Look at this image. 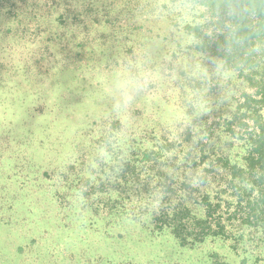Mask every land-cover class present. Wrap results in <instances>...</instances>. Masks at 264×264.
<instances>
[{
  "label": "trees",
  "instance_id": "obj_1",
  "mask_svg": "<svg viewBox=\"0 0 264 264\" xmlns=\"http://www.w3.org/2000/svg\"><path fill=\"white\" fill-rule=\"evenodd\" d=\"M60 1L0 0V21L27 20L32 34H62L67 42H60L59 49L71 53L75 38L82 35L89 42V36L93 40L101 32L97 39H102L104 27L114 25L109 19L102 23L100 14L145 16L137 9L98 10ZM157 1L169 15L154 5L144 9L151 7L150 17L165 18L160 25L170 26L166 34L176 37L171 54L176 65L165 74V67L156 70L154 64L151 74L172 88L170 97L161 98V92L155 97L172 117L163 124L130 118L112 120L107 128L98 125L103 132L95 159L89 165L74 161L58 174L45 172L48 187L41 198L28 200V208L87 219L75 228L101 232L106 240L112 227L132 225L150 241L165 237L185 249L208 247V264H264V0ZM82 9H94L95 23L86 22V11L78 15ZM86 51L79 52L86 56ZM108 64L105 55L99 57L85 76L103 85L114 83L121 72ZM2 75L1 70L2 110L10 112L9 105L22 118L12 125L15 118L1 117L0 148L14 149L18 140L27 148L33 143L25 100L31 79ZM160 82L156 87L163 90ZM7 151L0 150V214L13 215L22 204L13 197L19 193L15 179L5 171L11 164Z\"/></svg>",
  "mask_w": 264,
  "mask_h": 264
},
{
  "label": "rangeland",
  "instance_id": "obj_2",
  "mask_svg": "<svg viewBox=\"0 0 264 264\" xmlns=\"http://www.w3.org/2000/svg\"><path fill=\"white\" fill-rule=\"evenodd\" d=\"M153 1L61 0L60 5L85 3L93 8L99 7L98 10L101 7L118 12L137 9L145 14L135 18L112 16L110 13L103 18L100 14L102 23L109 19L115 22L114 25L104 27L102 39H97L101 32L93 34V40L89 36V42L83 40L82 35L79 39L75 38L72 43L76 48L71 53L59 49L60 42H67L62 34H32L33 25L27 20L0 21L2 76L13 79L18 74L34 81H29L25 88L28 96L25 100L31 109L26 115L29 121L32 120L27 135L29 142L32 140L33 143L23 148L21 140H18L14 149L0 148L8 150L6 157L11 164L5 167V171L15 179L12 180L18 185L19 193L13 197L22 204V208L13 215L0 214V264H208L206 246L190 250L179 247L173 240L165 241V237L150 241V236L132 225L112 227L111 237L106 240V235L101 232L75 228L84 226L87 219L79 216L63 218L56 212L28 208L32 206L28 205V200L33 196L41 198L48 187L43 180L45 172L58 174L74 161L89 165L95 159L94 149L99 146L97 139L103 132L98 125L103 127L106 124L107 128L112 120L126 122L124 120L130 118L153 119L163 124L169 116L172 117L171 110H166L160 105V99L155 98L158 92L162 93L161 98L170 97L168 91L172 88L163 86L165 82H160V78L158 81L156 73H151L154 64L156 70L165 67V74L170 69L169 65H176L171 57L176 37L166 34L170 26L160 25L165 18L158 20L150 17L151 7L144 9L145 5H154L155 9L167 13L161 2ZM92 10L82 9L78 15L86 11V14L90 13L86 22L95 23ZM159 10L157 14H160ZM59 13L60 9L55 15ZM69 14L72 15V12ZM26 27L28 31L24 32ZM45 27L47 25L44 24L40 29ZM78 45L84 47L80 49ZM85 47L86 56H82L79 51H85ZM72 53H79L80 56H73ZM103 55L109 62V68L121 72L120 76H116L118 80L114 77L116 81L105 82L107 85L92 82L85 76L86 72L92 73L93 63ZM162 59L166 62L161 65ZM190 60L194 62L197 58ZM112 61H116L117 67L111 64ZM109 77L108 80L113 79L112 75ZM157 82L163 90L156 87ZM6 86L8 88L9 84L6 83ZM3 100L5 98L0 97V119L15 118L11 122L14 125L16 119L22 118L20 112L15 110L14 116L8 105L10 112L5 113L1 106ZM8 126L6 122L4 127ZM95 128L96 131H93ZM7 136L11 137L12 133ZM1 187L5 185L1 184ZM80 236L82 240L78 243ZM218 252L221 254V250Z\"/></svg>",
  "mask_w": 264,
  "mask_h": 264
}]
</instances>
